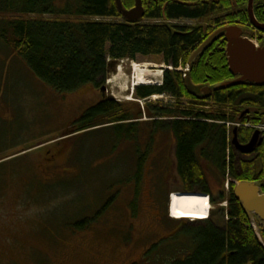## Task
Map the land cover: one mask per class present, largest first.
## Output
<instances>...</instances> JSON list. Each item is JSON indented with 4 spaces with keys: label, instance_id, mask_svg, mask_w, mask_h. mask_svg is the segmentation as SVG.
Returning <instances> with one entry per match:
<instances>
[{
    "label": "trees",
    "instance_id": "1",
    "mask_svg": "<svg viewBox=\"0 0 264 264\" xmlns=\"http://www.w3.org/2000/svg\"><path fill=\"white\" fill-rule=\"evenodd\" d=\"M122 1L128 9L136 3V0ZM142 1L144 18L131 22L123 17L116 0H65L63 6L56 0H1L0 14L9 16L0 30V40L10 50L9 56H12L7 59L11 65L22 63L38 85L42 81L63 95L88 87L101 93L99 100L65 126L63 136L76 137L87 131H97L96 127L108 126L115 133L112 148L118 149L127 143L135 150L137 172L132 180L135 199L130 204L134 211L139 205L137 195L143 167L159 133H172L175 149L171 158L175 161L174 168L184 192L199 189L200 193L210 194L212 204L216 203L203 165V160H207V170L215 175L224 178L229 173L237 181H257L264 193V142L256 150L257 158L241 162V172H238L236 155L229 142V128L222 123L238 120L245 123L248 118L251 123L264 121V113H260L264 111V86L244 83L213 91L209 96L202 95V86H214L234 78L227 64L226 43L222 37L215 39L193 63H189L193 53L221 22L233 23L240 19L250 28L246 34L256 37L255 28L247 17V6L234 4V0ZM204 19L209 24L201 23ZM259 39L264 42L262 37ZM138 55L162 56L163 62L174 69L190 65L187 76L183 71L166 70L162 85L137 86L135 95L139 100L166 94L173 99H186L190 106L142 107L138 101L124 103L106 98L104 86L112 70V61L135 60ZM7 59L0 57V77L11 66L7 67ZM211 102L213 108L207 105ZM252 107L259 108V112H253ZM243 109H249L250 113L242 118ZM144 113L153 120L147 132L141 123ZM252 131L251 128L240 129L242 141L250 139ZM149 135V141L144 144V138ZM60 153L62 151L55 152L54 156ZM20 156L0 162V167L6 166L1 170L0 196L10 189L8 175L20 179L24 184L19 188L21 199H25L20 202L22 205L27 203V181L37 179L21 167L8 169L9 164L24 159ZM169 160L167 157L165 165ZM233 189L234 183H231L227 196L221 192L220 197L226 198L229 205L220 218H203L200 222L169 218L167 194L163 203L164 220L174 228L169 237L182 235L186 239L184 244L169 245L172 247L166 258L169 264H264V245L251 219L233 195ZM184 195L195 206L191 213L203 217L201 210L207 211L209 198L198 193ZM114 200L115 197H110L94 216L79 220L72 230L76 233L88 230L98 215L113 207ZM160 221L163 222V218ZM257 223L264 241L262 224L259 220Z\"/></svg>",
    "mask_w": 264,
    "mask_h": 264
},
{
    "label": "rangeland",
    "instance_id": "2",
    "mask_svg": "<svg viewBox=\"0 0 264 264\" xmlns=\"http://www.w3.org/2000/svg\"><path fill=\"white\" fill-rule=\"evenodd\" d=\"M56 2L59 6L65 4V0ZM8 16L0 14V30ZM201 23L209 24L207 19ZM9 54V48L0 40V57L9 59ZM8 59L7 67L11 65ZM135 63L140 67L150 65L149 81L155 84L144 85L163 84L162 56L138 55L135 60H117L116 64L112 61L104 86L106 98L124 103L138 101L142 107L190 106L188 100L166 94L139 100L135 95L137 86L132 87L136 83ZM12 64V69L10 66L0 77V162L22 155L24 159L9 164L8 169L21 167L37 180L27 181V203L20 205L25 199H21L19 188L24 184L7 176L10 189L0 196V264H169V245L186 243L182 235L169 237L174 228L164 220L167 194L183 192L171 158L175 149L172 133H159L153 140L143 167L139 205L134 211L130 204L135 199V150L127 143L112 148L115 133L108 126L76 137L63 136L65 126L99 100L101 93L88 87L59 94L42 81L38 85L22 63ZM158 73L161 76H156ZM207 105L213 108L212 102ZM141 120L147 132L153 120L146 113ZM149 138L150 135L144 138L143 143ZM58 151L62 153L55 157ZM167 157L170 160L165 165ZM240 160L235 159L238 172ZM203 165L216 203H210L207 211L201 210V217L191 213L193 205L184 193H173L169 218L200 222L210 215L218 220L228 207L226 198L220 195L223 191L226 196L230 193L226 184L234 178L209 175L207 162ZM5 169L0 167V179ZM110 197H115L113 207L98 215L88 230H72L79 220L94 216Z\"/></svg>",
    "mask_w": 264,
    "mask_h": 264
},
{
    "label": "water",
    "instance_id": "3",
    "mask_svg": "<svg viewBox=\"0 0 264 264\" xmlns=\"http://www.w3.org/2000/svg\"><path fill=\"white\" fill-rule=\"evenodd\" d=\"M116 3L123 17L128 21L138 22L145 16L142 0H136L134 7L130 9L124 7L122 0H116ZM248 12L250 15V25L264 30V26L260 25L255 18L254 0H249ZM219 36H223L226 41L227 64L231 74L235 77L214 86H205L202 88V93L208 96L213 91L228 89L244 83L264 86V43L257 46L249 37L244 36V29L239 24L225 25L216 30L193 53L190 63H193ZM236 131L235 129L233 144L242 152H252L257 145L263 142V138L259 139V132L256 131L248 144L241 145L238 142ZM233 195L242 205L251 221L256 222L259 219L264 223V193L259 184L254 181H240L235 185ZM257 234L264 245L261 233L257 231Z\"/></svg>",
    "mask_w": 264,
    "mask_h": 264
},
{
    "label": "flooded vegetation",
    "instance_id": "4",
    "mask_svg": "<svg viewBox=\"0 0 264 264\" xmlns=\"http://www.w3.org/2000/svg\"><path fill=\"white\" fill-rule=\"evenodd\" d=\"M233 3L237 4V5H242V6L246 5L248 7L249 0H234ZM254 15H255L256 20L260 23V25L264 26V0H254ZM247 17H248V19H250L249 12H248ZM244 28H245V25H244ZM253 31L256 34L257 39H259L261 37L264 39V30H262L258 27H255V29ZM223 42L226 43L225 40H223ZM238 138L241 142V145H246L250 141V139H248L247 141H242L241 134H239V132H238ZM262 144H263V142L260 145H258L257 148L259 146H261ZM231 148L233 149V152L236 155V157H240V159H241L240 163L241 162H251L252 160L257 158L256 150L255 151L253 150L252 152L246 153V152H242L239 148H236V147H231Z\"/></svg>",
    "mask_w": 264,
    "mask_h": 264
},
{
    "label": "bare ground",
    "instance_id": "5",
    "mask_svg": "<svg viewBox=\"0 0 264 264\" xmlns=\"http://www.w3.org/2000/svg\"><path fill=\"white\" fill-rule=\"evenodd\" d=\"M120 67V66H119ZM149 66H139V64L135 63L134 64V70H135V76H136V79H135V82L136 83H133L132 87L134 86H138V85H144V84H155V83H150L149 81V77L151 75V71L149 70ZM121 68V67H120ZM153 71V70H152ZM154 72V71H153ZM118 74V73H117ZM124 74V73H123ZM134 74V73H133ZM124 76V75H123ZM156 76H161L160 73H158ZM151 78V77H150ZM153 79V78H152ZM151 79V80H152ZM153 81V80H152ZM177 194H182V193H177ZM189 194V193H188ZM193 194V193H192ZM204 195V194H202ZM206 196V195H205ZM208 197V196H207ZM209 198V197H208ZM185 219V218H183ZM203 219V218H202Z\"/></svg>",
    "mask_w": 264,
    "mask_h": 264
},
{
    "label": "crops",
    "instance_id": "6",
    "mask_svg": "<svg viewBox=\"0 0 264 264\" xmlns=\"http://www.w3.org/2000/svg\"><path fill=\"white\" fill-rule=\"evenodd\" d=\"M252 108H253V109H252L253 112H259V110H258L259 108H257V107H252ZM260 113H264V111H262V112H260ZM256 148H257V147H256ZM256 148L254 149V151L257 150ZM203 161H204V162H207V160H203ZM208 174H209V175H210V174L215 175L214 172H212L210 169L208 170ZM206 176H207V173H206ZM216 176H218V175H216ZM181 190H182V189H181ZM182 191H183V190H182ZM195 191H199V189H195Z\"/></svg>",
    "mask_w": 264,
    "mask_h": 264
},
{
    "label": "built area",
    "instance_id": "7",
    "mask_svg": "<svg viewBox=\"0 0 264 264\" xmlns=\"http://www.w3.org/2000/svg\"><path fill=\"white\" fill-rule=\"evenodd\" d=\"M249 124H247L246 126H248ZM260 126V128H262V129H264V124H262V125H259Z\"/></svg>",
    "mask_w": 264,
    "mask_h": 264
}]
</instances>
